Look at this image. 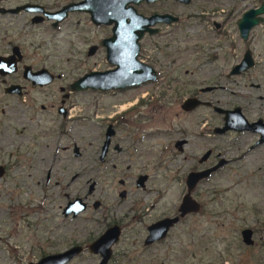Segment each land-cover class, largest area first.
I'll return each instance as SVG.
<instances>
[{
  "label": "rangeland",
  "instance_id": "374dc122",
  "mask_svg": "<svg viewBox=\"0 0 264 264\" xmlns=\"http://www.w3.org/2000/svg\"><path fill=\"white\" fill-rule=\"evenodd\" d=\"M53 1H56L55 5H63L72 0ZM199 4V0H196L191 7L183 8L173 1H167L155 7L159 12L180 16L181 23L174 27L171 34L167 31L158 38L145 39L142 46L143 58L149 62L156 58L163 59L167 46L171 47L178 40L183 41L187 25L184 15L197 14ZM246 4L241 0H233V12L237 9L240 14L247 8ZM140 12L150 13L151 8H142ZM193 31V28L189 29L190 36ZM32 32L29 31L30 43L38 42L36 36H44L41 42L44 43L46 66L53 65L55 71H61L60 84L48 88L46 97L51 92L57 97L59 86L67 88L84 74L92 70L102 71L108 66L102 53L92 59L86 56L88 45L98 44L102 37L109 34L106 27H96L86 20L81 23L79 21L78 26L65 24L60 32L52 33L46 29L40 30L38 35ZM173 54L171 58L182 59L183 62L194 58L191 54L185 55L181 46L174 49ZM204 85L203 82L190 80L185 83L186 91L180 98L196 93ZM227 85L226 90L209 94L205 98H213L223 107H233V85ZM153 89L155 90L152 86H146L111 94L109 98L114 102L111 105V102L107 103V94L91 90L78 92L72 99L73 115L76 119L72 121L70 139H62V142L55 145L50 144L49 148L44 146L53 142L49 139L41 140V152L38 153V144L25 137L28 132L21 133L25 121L18 119V114H13L11 110L8 113L6 110L5 106L13 100H3L4 107L0 103V165H10L7 156L14 147L15 150H20L19 153L16 152L15 164L7 166L5 175L0 178V264H18L13 258L17 254L22 260L37 259L39 252L31 247L38 242L44 247L42 239L45 238L51 242L49 247L45 246V252L62 251L76 241L85 240L84 237L100 232L115 216L114 213L118 215L121 212L123 215L128 212L125 211L127 207L134 208L139 205L140 208H149L157 204V209L151 210L146 217L151 220L163 215H175L181 198L186 194L187 175L195 171L194 169L202 171L210 168L220 160L227 161V164L201 181L192 193V198L201 205L198 214L189 216L179 224L163 243L148 249H142L138 236L124 238L116 249V262L264 264V147L248 155L245 144H233V136L210 135L208 127L212 125L210 121L214 118L210 110H200L180 119H172L170 115L164 121L158 116L156 122L159 135L151 142L152 147L148 142L142 145L143 149L149 148V154L117 163L115 170L111 167L112 164L108 169L99 165L96 156L100 154L103 143L101 134L108 116L117 112L119 107L141 103L145 99L143 96L150 98L147 92L150 93ZM160 90L161 88L155 90L154 101L159 100L156 94ZM1 110H4V114ZM171 125L173 128L170 135L161 134ZM182 127H186L183 130L186 132L184 135H181L179 129ZM172 140H186V144L177 149L174 148ZM72 144H76L79 150L80 156L76 159L72 153ZM66 145L69 149H61ZM208 150L213 152L212 156L206 163L200 164L199 159ZM36 154L41 161L39 170L26 168L28 164L25 166L24 162L32 160L34 165ZM53 154L59 156L56 163L53 161ZM69 161L70 167L64 169ZM49 166L54 168V172H51L47 182L46 172ZM106 173L110 175H105ZM144 174L150 175V179L146 189L142 191L136 189L135 183L138 175ZM72 176L74 179L70 183ZM120 180L127 184L121 187ZM93 182L97 186L96 191L93 196L88 197V201H101L102 208L89 209L76 219H64L60 208L66 202V195L70 199L82 198ZM122 189L128 192L125 200H120L118 196ZM26 219L30 221L28 224ZM16 223L19 225L16 226ZM245 228L256 231L253 237L256 246L248 247L242 243L240 232ZM12 247L18 248L16 254L11 251ZM21 251H24L23 256ZM95 263V259L86 255L73 262Z\"/></svg>",
  "mask_w": 264,
  "mask_h": 264
},
{
  "label": "flooded vegetation",
  "instance_id": "af4514ba",
  "mask_svg": "<svg viewBox=\"0 0 264 264\" xmlns=\"http://www.w3.org/2000/svg\"><path fill=\"white\" fill-rule=\"evenodd\" d=\"M82 1L83 0H72L63 5H55L56 1L53 0L49 2L47 0H0V99H2L0 103H2L4 107V101L13 100V102L5 106L7 108L6 110L8 113L11 110L13 114L21 115V117L17 116L18 119L25 121L21 133L27 131L28 133L25 134V137L38 144L36 145L37 153L38 151L41 152V140L46 141L49 139V141H52L53 143H48L44 146L45 148H49L50 144L55 145L56 143L62 142V139H70L73 125L72 121L76 119V116L73 115L74 109L72 107V99L75 97L73 95L78 92L71 91L70 84L67 88L59 86L57 97L53 92L46 97L48 88L51 86L54 88L58 83L60 84L61 76L59 72L61 71H55L56 68L53 65L50 67L46 66L44 43L41 42L44 36H36L38 42L30 43L29 31H33L32 34L35 33L37 35L42 29L55 33L58 31L60 32L65 24L78 26L79 21L81 23L86 20H89V23L96 27H106L109 34L102 37L98 41V44L88 45L86 56L88 59H92L102 53L103 59L108 66L102 69V71L92 70L86 74L93 72L103 73L116 69V67L110 65L107 60L108 48L105 45L118 36L113 33L115 28L114 24L95 25L88 13L77 11L69 12L66 17L59 22L47 17V14H54L69 5L78 4ZM167 1H173L182 5L183 8H189L196 0H190L188 4H182L175 0H160L153 3L141 2L139 5L130 4L135 9L137 15L144 18L153 16L160 18L158 22L148 27V30H151L152 33L148 31L144 32L138 41L139 52L136 56L139 63L153 70L155 79L142 83L137 87L122 91L114 90L101 93L107 94V103L109 104L111 102L109 104L111 105L114 103L112 99L109 98L111 94L124 93L131 89L146 86H152L155 90L161 88V90L159 91L160 94H156L159 100L154 101L153 95H155L154 93H156V91L153 89L154 91L150 93L147 92L150 98L143 96L145 99L143 98L144 101H141V103L135 102L128 107H119L117 112L108 116L103 125V132L101 134L103 143L100 148V154L96 156L99 165L105 166V169L110 168L109 166L112 164L111 167L115 170L118 167L117 163H124L125 160L131 161L133 158L140 157L142 154H149V148L143 149L142 145L144 142H148V145L151 146V142L159 135L156 122L158 116L163 118V121L169 118L170 115H172V119L174 117L180 119L183 116L193 115L200 110H210V113L214 115L213 121H210L212 125L208 127L210 135L212 134L214 137L233 136V144H245L247 146L246 153L248 155L264 147V13L255 15V21L252 22L256 23L248 27V34L245 38L241 36L239 27L243 16L246 13L261 9L264 5V0H241V2L247 3V8L243 12H240V14H238L237 9L233 12V0H199L200 4L199 10L196 12L197 14L190 15L188 13L184 15L187 20V25L185 26L186 29L183 41L180 40V43L178 40L171 47L167 46L165 48L167 52L164 53L165 57L163 59L156 58L149 62L143 58L144 52H142V46L145 39L158 38L163 35V32L167 31L171 34L174 32V27L181 23L180 16H176L173 13L159 12L154 9ZM142 8H151V12L142 13L140 12ZM164 17H171L173 20L170 22L161 20V18ZM129 22H131L130 18L124 20L123 24ZM189 27L195 30L191 32L193 33L192 36L189 35ZM26 31H28V33H26ZM233 31L235 37H233ZM235 38L237 40H235ZM128 39L132 41L134 39L133 34L130 33ZM180 46L184 50L185 55L189 56L191 54L194 58L187 59V61L184 62L182 59L171 58L174 56L173 50L178 49ZM246 57H248V60ZM190 80L203 82L205 85L199 87L196 93H191L186 98L181 99L180 97L186 91L185 83H189ZM227 84L233 85V107H223L217 100L214 101L213 98H205L209 94L221 92L220 90H226L228 88ZM95 92L100 93V91ZM174 92L175 96H173ZM190 99H195L200 104L191 110H184V103ZM174 110L177 112H174ZM225 112H233V116L226 117ZM1 113L4 114V110H1ZM215 117L217 119L216 121ZM226 122L232 125L233 129L217 132V130H223ZM204 126L206 127V124ZM171 128H173V125H171L169 129L163 130L161 134L170 135ZM179 129L182 133L181 135L186 134V132L183 131L186 127ZM171 142L174 144V148L177 149H181V147L186 144V140H172ZM105 143H107L105 154H102ZM61 149L66 151L69 148L66 145ZM33 151L35 152V150ZM16 152L19 153L20 150H15V147L10 151V154L7 156L10 165L7 166L11 167L15 164L17 159ZM72 153L75 159L80 156L76 144H72ZM212 154L213 152L211 150L206 151L199 159V163H206ZM52 157L55 163L59 160L57 154H53ZM34 159L35 166L32 164V160H26L24 162L25 166L28 164L26 168L30 170H39L41 161L38 160L37 154ZM37 161H39V163H37ZM222 161L225 163H223L221 167L227 164L225 160H220L218 163ZM67 163L65 164L66 168L63 167L64 169L70 167L69 164L71 162L69 161ZM7 166L0 165V178L5 175ZM55 166L56 165H54V167ZM220 168L211 173L210 176L216 173ZM207 169L205 168L202 171ZM194 170L195 171L192 172H201L200 169ZM51 172H54V168L52 169L51 166H49L46 172L47 182L50 179ZM105 175L110 174L106 173ZM140 178H145V181L141 182L138 186L137 183ZM71 179L70 183L73 182V176ZM149 179L150 175H138L135 183L136 189L144 191ZM126 184L127 182L124 180L119 181L121 187ZM96 187L94 182L91 183L88 187L87 194L82 198L70 199L66 195V202L60 208L61 216L64 219H76L89 209H101V201L93 200L92 203L88 201V197L94 195ZM118 196L120 200H125L128 197V192L122 189ZM77 200H80L84 209L80 213L74 215L73 212L68 211V207L69 204ZM181 200L175 215H163L158 219L151 220L146 219V217L151 210L157 209V204L149 208H140L139 205L134 208L127 207L125 211L128 212H125L123 215L121 212L118 213V215L114 213L115 216L111 218V221L105 224L100 232L84 237L85 240L76 241L62 251L45 252V246L49 247L51 243L45 238L42 239L43 243H47L46 245L42 243L44 247L40 246L39 242L31 247L32 249L36 248V252H39V257L37 259L31 261L28 258H24L22 260L19 254L13 258L17 260L18 264H37L48 257L57 256L77 248L73 257L64 264H73L75 260L83 255L95 259V264H102V260L105 257L104 253H106L104 244H100L96 251L91 250L90 247L97 243L107 231L116 228L118 237L116 241L109 246V256L106 255V257L108 256V260L104 264H117L115 258L116 249L121 245V241H123L124 238L131 239L134 236H138L142 249L157 246L163 243L169 237L170 233L189 216L196 215L201 211V205L196 201L200 206L197 213L179 218L178 223L169 228L162 239L150 240V242H148L149 238H152L150 231L152 225L164 219L179 217L178 208L181 204ZM128 215H130V218H128ZM111 216H113V214H111ZM26 221L27 224L30 222L28 219H26ZM18 225L19 224L16 223V226ZM244 230H249L251 232L252 244L248 245V247L256 246L257 244L253 239L256 231L249 228H245L242 231ZM242 231L240 232V236L244 244L241 235ZM17 249L16 247H12L11 251L13 254L18 252ZM21 255H24V251H21Z\"/></svg>",
  "mask_w": 264,
  "mask_h": 264
},
{
  "label": "water",
  "instance_id": "95a60500",
  "mask_svg": "<svg viewBox=\"0 0 264 264\" xmlns=\"http://www.w3.org/2000/svg\"><path fill=\"white\" fill-rule=\"evenodd\" d=\"M160 0H83L78 4H72L61 11L54 14H47L49 19L59 22L64 19L69 12H84L91 16V20L95 25L104 24L110 25L114 24L115 28L113 30L115 37L113 41H109L105 45L108 48L107 60L110 65L115 66L116 69L109 72H93L86 74L79 78L70 85V90L74 92H84V91H122L128 88L137 87L142 83L147 81H153L155 79V74L152 69L148 66L141 64L137 61L136 56L139 52L138 41L144 34V32L152 33L148 30V27L158 22L160 18L155 16L150 18H144L137 15L135 9L130 4L139 5L141 2L153 3ZM182 4H188L190 0H175ZM264 13V5L261 9L253 12L246 13L242 20L240 21V33L243 38L248 34V27L254 25L256 22L254 17L256 14ZM124 17V18H123ZM131 19V22L123 24L126 19ZM163 21L173 20L171 17L161 18ZM142 28V29H141ZM244 28V30H243ZM130 33L133 34L134 39L129 41ZM248 60V57H246ZM245 58V59H246ZM200 103L195 99H190L186 101L183 105L184 110H191L197 107ZM225 116H233V112H225ZM228 129H233V126L226 122L223 130H217V132H224ZM243 129V128H240ZM106 144L103 147V153L105 154ZM225 163L224 161L218 163L213 168L207 169L201 172L189 173L186 177V194L181 200V204L178 208L179 217L168 218L161 220L160 222L152 225L150 228L152 238L150 240H160L162 239L169 228L178 223L179 218H184L186 215L197 213L199 211V204L192 198V192L195 190L196 185L207 179L211 173L215 172L221 165ZM145 181V178H140L137 185L139 186L141 182ZM69 212H73L74 215L83 211L84 206L80 203V200L69 204ZM68 213V212H66ZM243 242L245 245L252 244L251 232L249 230H244L241 233ZM118 237V231L116 228L111 229L105 233V235L93 246L90 247L91 250H98L100 244H104L105 257L102 260L104 264L108 260L109 256V246L116 241ZM106 242V244H105ZM76 249H71L68 252L57 256L48 257L37 264H64L76 253ZM106 255H108L106 257Z\"/></svg>",
  "mask_w": 264,
  "mask_h": 264
}]
</instances>
